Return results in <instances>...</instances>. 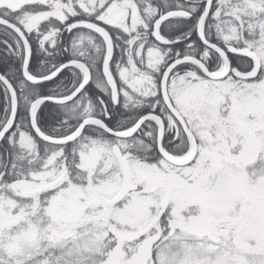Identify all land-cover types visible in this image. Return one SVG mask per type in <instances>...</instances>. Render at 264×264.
Returning <instances> with one entry per match:
<instances>
[{"label": "snow or ice", "instance_id": "6c2138e0", "mask_svg": "<svg viewBox=\"0 0 264 264\" xmlns=\"http://www.w3.org/2000/svg\"><path fill=\"white\" fill-rule=\"evenodd\" d=\"M0 264H264V0H0Z\"/></svg>", "mask_w": 264, "mask_h": 264}]
</instances>
